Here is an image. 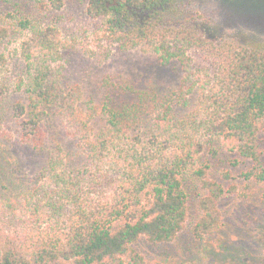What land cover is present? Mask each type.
<instances>
[{
    "label": "trees",
    "instance_id": "obj_1",
    "mask_svg": "<svg viewBox=\"0 0 264 264\" xmlns=\"http://www.w3.org/2000/svg\"><path fill=\"white\" fill-rule=\"evenodd\" d=\"M74 1L83 35L60 26L57 13ZM193 1L0 0V45L14 37L22 64L16 85L0 70V264H147L135 246L176 241L193 191L192 235L219 238L222 200L236 192L214 176L221 152L260 188L264 212V42L211 39ZM103 45L106 59L111 47L156 54L181 73L180 88L165 97L107 74L87 94L62 82L67 52L94 59ZM193 51L212 73L193 66ZM10 89L22 100L12 110L24 157L2 130Z\"/></svg>",
    "mask_w": 264,
    "mask_h": 264
},
{
    "label": "rangeland",
    "instance_id": "obj_2",
    "mask_svg": "<svg viewBox=\"0 0 264 264\" xmlns=\"http://www.w3.org/2000/svg\"><path fill=\"white\" fill-rule=\"evenodd\" d=\"M192 5L209 20L211 39L234 35L264 42V0H195ZM66 6V9L57 13L61 17L60 26L70 29L74 35H83L89 28L82 14L83 9L75 1ZM19 46L20 43L14 37L0 45V54L7 58L6 67L0 66V70L3 69L4 74L9 75L10 85H16L15 75L22 66L16 54ZM93 48L98 58L86 57L78 47L67 52L65 59L58 64L64 84L80 86L85 93L90 94L105 75L115 74L137 87L156 85L165 97L171 96L181 86V73L174 66H160L158 56L154 53L141 49L122 52L117 47H111L110 58L106 59L107 45ZM190 57L195 68L213 72L202 54L193 51ZM12 90L6 94L2 130L12 136L11 147L14 150L21 149L22 154L19 151L16 154L24 157L22 146L25 145L20 139L23 119L16 117L12 110L22 100ZM236 160L235 155L221 152L213 162L216 179L224 183L227 189H236L235 193H228L222 200L224 225L221 236L208 242L205 240L204 243L195 240L192 226L198 216V196L193 191L189 220L176 241L152 244L143 239L135 246L147 264H264V212L255 200L260 188L241 177L242 168L233 163ZM24 170L26 168L23 167ZM223 171L230 173V180L222 179ZM259 212H262V216Z\"/></svg>",
    "mask_w": 264,
    "mask_h": 264
}]
</instances>
